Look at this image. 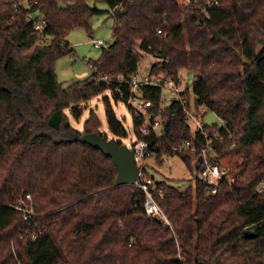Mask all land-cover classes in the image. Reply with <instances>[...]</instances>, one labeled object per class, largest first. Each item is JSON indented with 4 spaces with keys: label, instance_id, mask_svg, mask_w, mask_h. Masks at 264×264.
Masks as SVG:
<instances>
[{
    "label": "trees",
    "instance_id": "trees-1",
    "mask_svg": "<svg viewBox=\"0 0 264 264\" xmlns=\"http://www.w3.org/2000/svg\"><path fill=\"white\" fill-rule=\"evenodd\" d=\"M91 1L0 0V264H264V0L186 8L180 0H95L111 8L114 39L93 60L94 73L64 87L56 61L75 53L72 30L91 33L102 12ZM38 16L48 22L43 32L28 19ZM143 52L157 58L154 73L192 71L196 109L223 122L204 126L205 139L179 103L164 106L162 89L146 88L168 122L157 162L181 155L198 173L177 149L187 139H213L218 158L242 156L234 181L221 180L215 193L201 177L186 190L156 182L168 222L150 218L146 193L117 184L113 159L78 138L102 133L99 115L91 111L80 131L64 113L73 106L80 119L77 105L114 88L97 75L138 72ZM105 104L110 131L126 136L108 96ZM55 112L58 129L49 124ZM22 201L34 210L27 221Z\"/></svg>",
    "mask_w": 264,
    "mask_h": 264
},
{
    "label": "built area",
    "instance_id": "built-area-1",
    "mask_svg": "<svg viewBox=\"0 0 264 264\" xmlns=\"http://www.w3.org/2000/svg\"><path fill=\"white\" fill-rule=\"evenodd\" d=\"M180 2L181 6L186 8L192 3L198 2V0H180ZM218 4V1L208 2L209 6ZM14 7L19 9L18 4H15ZM28 19L33 20L34 28L38 31L43 32L48 26V22L43 16H38L37 18L29 17ZM158 32L161 33L162 30L160 29ZM92 43L97 48H101L105 45L104 40L93 39ZM71 46L74 48L72 43ZM85 60L91 70V74L94 73L97 67L93 60L87 57ZM97 78L104 80L107 84H110L112 80H114L115 85L111 92L118 95L119 100L125 102L129 106L133 112V120L134 117L141 119L140 125L137 127L134 126L136 136L134 140L136 142L135 159L137 165L140 167L139 176L134 185L138 186L146 193L145 209L147 215L150 218H156L157 215H160L168 222L156 196V193H158L160 197H163V190L157 187L155 180L146 175L147 160L157 156L159 149L158 142L163 140L168 122L166 118L155 114L152 110L153 101L145 95V89L161 88L162 91L163 89L169 90L172 95L170 103H179L187 117L188 124L191 126V121H194L197 126L196 131H200L203 133L204 138L208 139L209 135L204 130V125H202L199 114L200 109L206 111V108L201 105L196 109L194 105V82L192 86L189 84L185 86V82L183 83V80H181V75L175 79L162 70L154 73L152 66L146 68L144 71L139 69L138 72L131 75H125L124 73H117L113 76L99 74ZM132 143H128V145L131 146ZM177 149L193 151L196 154V161L200 156L202 157L201 165L198 168V174L202 179L207 181L213 193L217 192V185L221 180L226 179L230 183L234 181L233 174L230 173V170L223 164L221 159L217 157L213 139L206 141L203 146H198L193 139H187L183 141L181 146ZM196 161L194 163L195 165ZM262 189L263 186L258 187L259 192H261ZM28 198H31L30 195H28ZM19 208L24 211V220L26 221L34 214L33 208L27 204Z\"/></svg>",
    "mask_w": 264,
    "mask_h": 264
},
{
    "label": "rangeland",
    "instance_id": "rangeland-1",
    "mask_svg": "<svg viewBox=\"0 0 264 264\" xmlns=\"http://www.w3.org/2000/svg\"><path fill=\"white\" fill-rule=\"evenodd\" d=\"M91 5L102 10L100 13L93 15L91 24V33L86 28L80 27L72 30L68 35L67 39L71 41L74 46L75 53L65 55L60 57L56 61V71L58 74V79L64 87H68L74 82L83 80L91 75V70L89 69L85 58H90L92 60L97 59L103 47L97 48L92 43V40H104L106 46L108 43L114 39V29L116 26L115 17L111 11L110 6L103 1H91ZM157 61V58L150 53L143 52L142 61L140 64V69L144 71L146 68L152 66ZM181 80H183L184 85L189 84L192 86L194 82V75L192 71L183 70L180 72ZM109 97L110 103L116 112L118 118L123 122L127 135L126 136H114L109 129L107 116H106V104L105 97ZM172 100L171 92L167 89L162 91V104L167 106ZM77 110L81 111L82 117L77 119L73 114V106L66 108L64 113L70 123L78 130L82 131L84 121L90 116L91 111H95L101 120V132H108L110 137L116 138L118 141L124 144H130L135 139L134 124H133V112L129 106L123 101H117L111 92V90H106L103 93L93 97L92 99L80 103L77 105ZM200 120L202 125L212 126L223 124L222 119L212 110L203 111L199 110ZM51 117V116H50ZM191 129L194 133L197 130L196 123L191 121ZM182 141H180L179 146H181ZM186 154L192 157V165L196 161V154L193 151L182 150ZM157 156L151 157L147 160L146 175L151 177L155 182H165L168 185L175 186L180 190H186L188 187H195L197 178L200 177L193 169L188 168L186 162L181 155L168 154L162 155L163 163L159 164L157 162ZM221 161L225 166L228 167L231 174H236L241 170L242 156L241 154L229 155L227 157H221ZM28 204L27 201L23 202ZM14 240H12V245Z\"/></svg>",
    "mask_w": 264,
    "mask_h": 264
},
{
    "label": "water",
    "instance_id": "water-1",
    "mask_svg": "<svg viewBox=\"0 0 264 264\" xmlns=\"http://www.w3.org/2000/svg\"><path fill=\"white\" fill-rule=\"evenodd\" d=\"M49 124L58 129L61 124V115L59 112L53 113L49 119ZM83 143H88L93 147L101 150L106 156L113 159L117 171V184H134L139 176L140 167L135 159V145L134 141L131 146L121 143L114 137H110L108 132H85L78 136ZM202 157L200 156L196 161V168L201 165ZM161 222H165L164 217L157 215Z\"/></svg>",
    "mask_w": 264,
    "mask_h": 264
}]
</instances>
